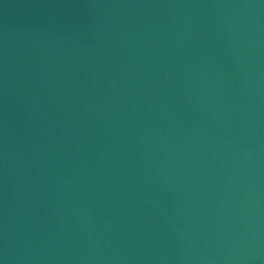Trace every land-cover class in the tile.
<instances>
[{
	"label": "water",
	"instance_id": "95a60500",
	"mask_svg": "<svg viewBox=\"0 0 264 264\" xmlns=\"http://www.w3.org/2000/svg\"><path fill=\"white\" fill-rule=\"evenodd\" d=\"M0 264H264V0H0Z\"/></svg>",
	"mask_w": 264,
	"mask_h": 264
}]
</instances>
